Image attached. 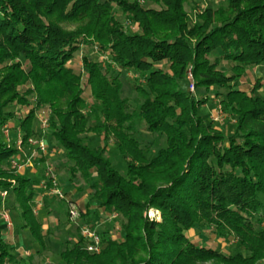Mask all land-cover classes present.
Instances as JSON below:
<instances>
[{"label":"trees","instance_id":"1","mask_svg":"<svg viewBox=\"0 0 264 264\" xmlns=\"http://www.w3.org/2000/svg\"><path fill=\"white\" fill-rule=\"evenodd\" d=\"M194 1L0 0V127L12 118L7 108L30 107L19 121L27 139L35 134V114L49 106V135L66 159L54 172L63 171L70 185L85 187L89 202L123 219L116 239L97 232L99 253L87 252L79 235L66 242L57 264H255L264 258V98L255 95L259 81L249 90L238 86L249 68L264 65V0H219L197 24L185 9ZM83 45L106 56L104 62L81 57L94 98L85 115L81 67L75 72L69 63ZM189 71L202 96L181 89ZM127 73L142 81L130 82L142 98L135 109L122 97ZM27 82L34 91L17 89ZM61 87L72 94L64 107ZM215 89L225 90L215 95L234 120L228 135L197 115ZM33 93L35 105L29 102ZM136 124L163 135L165 147L152 154L134 136ZM89 133L102 142L113 137L125 175L104 145L81 137ZM17 154L0 141V195L15 194L23 226L39 240L30 207L33 182L4 167ZM5 198L0 196V205ZM89 202L84 210L78 205L79 226L95 229ZM150 208L160 211L161 222L144 217ZM209 224L218 237L237 238L235 254L225 256L188 237L189 230ZM4 227L0 217V264H23L12 256Z\"/></svg>","mask_w":264,"mask_h":264},{"label":"rangeland","instance_id":"2","mask_svg":"<svg viewBox=\"0 0 264 264\" xmlns=\"http://www.w3.org/2000/svg\"><path fill=\"white\" fill-rule=\"evenodd\" d=\"M215 1L216 0H195L194 2H191L189 5H187L185 9L188 15L190 14L193 16L194 12L195 19H193V23H200V16L202 15L201 13L203 12V10L209 5H217L219 3V0H217L216 2ZM146 6L158 8L157 6L150 3H147ZM198 9L200 11L195 12V10ZM118 18L121 20V17ZM70 28L73 29L75 28V26H71ZM85 53L86 55H88V59L90 60H103V62L106 61V56H104L101 52H98V49H93L88 45H83L74 54L72 61L69 62L70 67L75 72L79 71L81 67L80 73L82 76V81H79L78 90L80 95L83 96L87 101V106L84 108V110H82L83 115L87 114L88 106L94 102L92 90L86 77L87 74L83 70L81 64V57L85 55ZM221 67L223 68L225 67V65H222ZM253 68H249L245 72L243 77H241L244 78L245 90H249L256 83V75H254V72L252 70ZM122 77L125 80V83H123L122 87V97L127 98L131 105V108L135 109L139 102L142 101V98L132 90L130 82L142 85V81L139 77H137V75L133 73L124 74ZM186 78L188 85L187 82H183L181 84V89L183 91L189 90L191 93L202 96L203 92H197L194 85L193 91L189 89L190 83L188 80V72H186ZM252 81H254V83ZM43 88L47 91H52L51 89H48V87L45 88L43 86ZM17 89L21 91H34V86L32 85V83L27 82L23 85H20ZM59 91L60 92L57 91V94L60 101H62V107H64V104L67 101L72 100V94L69 93L70 91L67 93L65 91V88L63 89V87H61ZM216 92H225V90H211L206 102L197 107V115L201 117L206 124L212 123L214 127L222 130L226 135H228L232 130L231 125L234 124V120L223 113L222 109V121L216 122L213 120V117L217 115V108L218 106H220V99L215 95ZM57 94L55 95L56 97ZM255 95L264 97V95L258 93L257 90L255 91ZM35 96L36 94L33 93L29 98V102L31 103V105H35L34 103L37 102ZM17 105L20 106V104ZM57 106L59 107L58 104ZM29 109L30 107L20 108L18 106H10L6 110L8 113H12V118L6 124V126L9 128V134L4 135V130L2 127H0V141L17 149V157H19V155L21 154L23 155V159L24 155L28 156L31 154V148L27 145V139L29 137L27 139L23 138L22 131L19 128V121L28 113ZM44 110L45 111H39L35 114L36 117L32 121V129L35 131V134L30 137L34 140L43 141L47 150L46 155L43 156L39 153L36 154L32 160L33 164L30 167L25 166L21 168H12L11 164L10 167L4 165L5 169H9L10 171L15 172L19 175H24L26 173L27 178L33 182L32 188L35 192L30 207L36 222L40 225L39 240H36L33 237L32 231L29 227L23 226L24 222L20 219L18 203L16 202L17 198L12 191L8 192L7 197H4L5 199L3 200V204L0 205V210H6L12 224L11 228L9 229H7L6 226L2 228V233L12 247V250H10L12 256L23 264H57L58 262H60V253L65 247L66 242H73L80 235L79 220L77 221V223L71 222L69 220L68 205L69 203H77L80 209L84 210L85 202H89L86 197L83 198L82 201L80 200L82 199V197H84L85 194L84 186H82V190H78L69 184L67 176L63 171H58L56 173L54 172V168L63 165L66 159L63 148L57 142L51 140V137L49 135L50 127L46 114H51L52 109H50L49 106H46ZM91 120H93V118H91ZM42 121L46 122L45 127L41 126ZM7 127H5L6 130L8 129ZM18 135L22 137V143L20 144V146H18L19 144H17ZM134 136L139 140L142 146L150 145L152 147V154H155L158 149L165 147V138L163 135L147 133L141 128L139 124H136V127L134 129ZM5 137L8 138V140ZM81 137L85 138L86 142L88 141L91 146L104 145L106 147L109 160L114 168L121 175L126 174V164L120 156L114 144V139L111 135L107 142H102V138H99L91 133L82 135ZM26 150H29L28 155L26 154ZM42 158H44L45 160L42 161ZM45 172H48L54 176L55 187L48 182L50 174L49 177H46ZM44 183H46L47 185L46 189L42 188V185ZM52 190H57L63 196V198H59L52 192ZM89 203L90 206L88 220L91 224L94 225L95 231L98 233L102 231L108 232L112 239H116L122 232L121 226L123 223V219L117 213H113L116 215V218L111 219L112 214H106L102 209L98 208V204L96 202L90 201ZM261 212L264 213V210L261 209ZM144 217H146L149 221H162L160 211L153 208L148 209L144 214ZM77 227H79V231ZM215 229L216 227L213 224H209L207 227L199 226L198 229L189 230L187 235L193 241H196L195 244L197 245H205L217 249L225 256L235 254V252L237 251V238L230 241L229 239L218 237ZM243 255H245L246 257L249 256V254L246 252ZM194 264H220V262L218 263L215 260H209L202 262L196 261ZM255 264H264V258L260 259Z\"/></svg>","mask_w":264,"mask_h":264},{"label":"built area","instance_id":"3","mask_svg":"<svg viewBox=\"0 0 264 264\" xmlns=\"http://www.w3.org/2000/svg\"><path fill=\"white\" fill-rule=\"evenodd\" d=\"M196 11H200V10L198 9V10H195V12ZM192 19H195L194 12H193ZM188 80H189V83H190L189 89L191 91H193V89H194L193 80H192V74H191L190 71L188 72ZM213 120L216 121V122L222 121V111H221V107L220 106H218L217 115L213 117ZM45 125H46V122L42 121V125L41 126L45 127ZM5 127H7V126L3 127L4 135H7V134H9V128L7 127L8 129L6 130ZM5 131H7V132H5ZM6 139L8 140V138H6ZM21 143H22V137L20 135H18L17 136V144H19L18 146H20ZM27 145L31 148L30 149L31 154L28 155V156L24 155V162L23 163H19L17 161V159H13L11 161L12 168H21V167H25V166L30 167L33 164L32 160H33V158H34V156L36 154L39 153V154L44 156L47 153L46 147H45V145H44L42 140H34L31 137H29L27 139ZM49 174L50 173L45 172V176L46 177H49ZM48 179H49L48 182L55 187L54 176L52 174H50V177ZM46 187H47V185H46V183H44L42 185V188L46 189ZM52 192L55 195H57L59 198H63V196L57 190H52ZM5 196H6V192H2L1 193V198H4ZM79 214L80 213H79V209H78V204L77 203H69V205H68L69 220L71 222L77 223V221L80 219V215ZM0 217L3 219L6 228L7 229L11 228L12 224H11L10 218L8 217V214H7L6 210H3V211L0 210ZM114 218H116V215L112 214L111 215V219H114ZM80 236L83 239L84 248H85V250L87 252L93 253V254L99 253L100 248H101V239H100V236L98 235V233L95 231V229H91L87 225H82V226H80Z\"/></svg>","mask_w":264,"mask_h":264},{"label":"crops","instance_id":"4","mask_svg":"<svg viewBox=\"0 0 264 264\" xmlns=\"http://www.w3.org/2000/svg\"><path fill=\"white\" fill-rule=\"evenodd\" d=\"M253 72H254V75H256V80H255V82L256 81H260L259 82V88H258V93H260V94H262V95H264V66H256V67H254L253 69ZM253 83H254V81H252ZM252 82H250V83H252ZM239 85V87H241V88H243L244 89V87H245V82H244V78H241L240 80H239V83H238ZM257 96V95H256ZM259 97V96H258ZM262 98H264V97H262ZM26 154L28 155L29 154V150H26ZM17 161L19 162V163H23L24 162V159H23V155H19V157H17ZM23 169V168H22ZM25 170V169H24ZM23 170V171H24ZM86 197V195H84V197H82V199H80L81 201L83 200V198H85Z\"/></svg>","mask_w":264,"mask_h":264}]
</instances>
